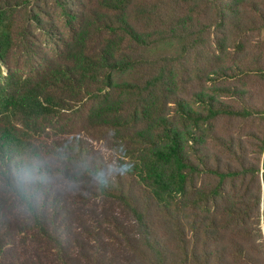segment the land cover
Instances as JSON below:
<instances>
[{"label": "trees", "instance_id": "trees-1", "mask_svg": "<svg viewBox=\"0 0 264 264\" xmlns=\"http://www.w3.org/2000/svg\"><path fill=\"white\" fill-rule=\"evenodd\" d=\"M264 0H0V264H264Z\"/></svg>", "mask_w": 264, "mask_h": 264}, {"label": "water", "instance_id": "water-1", "mask_svg": "<svg viewBox=\"0 0 264 264\" xmlns=\"http://www.w3.org/2000/svg\"><path fill=\"white\" fill-rule=\"evenodd\" d=\"M262 223V229H263V231H264V208H263V213H262V221H261Z\"/></svg>", "mask_w": 264, "mask_h": 264}, {"label": "rangeland", "instance_id": "rangeland-1", "mask_svg": "<svg viewBox=\"0 0 264 264\" xmlns=\"http://www.w3.org/2000/svg\"><path fill=\"white\" fill-rule=\"evenodd\" d=\"M262 37L264 38V31L262 32ZM264 205H262V213H263Z\"/></svg>", "mask_w": 264, "mask_h": 264}]
</instances>
